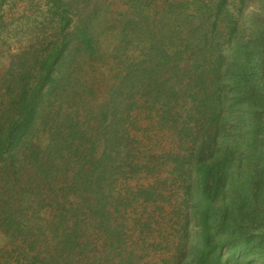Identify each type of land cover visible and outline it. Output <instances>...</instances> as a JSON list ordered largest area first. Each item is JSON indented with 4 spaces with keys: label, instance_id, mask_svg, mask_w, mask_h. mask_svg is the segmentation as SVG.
I'll return each mask as SVG.
<instances>
[{
    "label": "trees",
    "instance_id": "trees-1",
    "mask_svg": "<svg viewBox=\"0 0 264 264\" xmlns=\"http://www.w3.org/2000/svg\"><path fill=\"white\" fill-rule=\"evenodd\" d=\"M33 33L0 264H264V0H46Z\"/></svg>",
    "mask_w": 264,
    "mask_h": 264
},
{
    "label": "rangeland",
    "instance_id": "rangeland-1",
    "mask_svg": "<svg viewBox=\"0 0 264 264\" xmlns=\"http://www.w3.org/2000/svg\"><path fill=\"white\" fill-rule=\"evenodd\" d=\"M253 7L250 4L249 9ZM45 26L46 0H0V76L6 71L7 58L33 43L36 27ZM4 245L0 238V248Z\"/></svg>",
    "mask_w": 264,
    "mask_h": 264
}]
</instances>
